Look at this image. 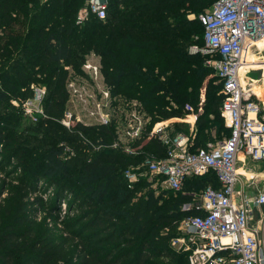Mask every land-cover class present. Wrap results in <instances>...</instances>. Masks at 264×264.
I'll use <instances>...</instances> for the list:
<instances>
[{
	"label": "trees",
	"instance_id": "trees-1",
	"mask_svg": "<svg viewBox=\"0 0 264 264\" xmlns=\"http://www.w3.org/2000/svg\"><path fill=\"white\" fill-rule=\"evenodd\" d=\"M214 1L109 0L105 19L89 14L78 23L85 0H0V106L32 96L37 82L46 88L43 112L54 121L66 97L61 64L79 70L93 52L106 61L117 105L135 100L149 118L132 148L164 158L158 136H149L153 124L195 116L188 150L207 149L213 130L218 139L229 136L221 83L214 76L219 88L212 86L206 57L189 48L202 44L197 16ZM22 119L19 108L0 109V264H188L187 253L170 243L195 214L183 205L207 186L219 187L212 171L187 178L178 192L156 191L143 176L128 187L124 172L143 173L146 157L114 147L110 126L78 123L67 132L52 120ZM41 190L52 193L49 201L31 198ZM42 209L48 222L36 220ZM60 216L63 233L48 228Z\"/></svg>",
	"mask_w": 264,
	"mask_h": 264
},
{
	"label": "built area",
	"instance_id": "built-area-1",
	"mask_svg": "<svg viewBox=\"0 0 264 264\" xmlns=\"http://www.w3.org/2000/svg\"><path fill=\"white\" fill-rule=\"evenodd\" d=\"M108 2L85 0L84 12L77 15V22L84 21L89 14L105 19ZM197 19L203 27L202 44L191 45L189 54L206 57L205 65L213 70L221 83L223 100L220 116L229 136L214 147L208 145L207 149L195 151H189L188 138L180 136L164 158L145 159L144 172L149 177L160 178L164 188L173 192L180 191L187 178L200 177L209 171L216 176L217 189L207 186L199 194H193V201L182 207L183 211L195 213L187 215L178 225L182 234L176 242L180 241L179 249L181 247L182 252L187 253L188 264H264V215L258 228L249 224L251 206H264V191L249 199L243 192L235 190L238 154L252 162L264 163L262 105L253 90L255 83H264V76L261 73L255 80L246 77L257 67L255 62L246 58L248 51L256 56V52L264 50L256 45L264 38V0H215L210 9L199 14ZM257 58L256 63L264 62V57ZM84 70L92 80L99 77V70L94 65L85 64ZM30 89L36 96L25 100L21 106L26 115L36 120L37 115H44L41 103L45 89L35 85ZM101 94L107 101V92ZM132 102L120 101L117 105V112L120 106L126 107L125 114L117 113V120L123 117L121 122L124 124L120 126L125 127L121 138L131 145L141 138L148 125V117H145L139 103ZM100 105L103 104L97 103L96 107L100 108ZM74 117L67 111L60 125L69 129ZM99 122L106 126L110 119L100 116ZM158 125L149 132V136L157 135L166 145L160 133L161 125ZM124 150L134 154L132 147H124ZM137 169L124 172L128 187H132L141 176Z\"/></svg>",
	"mask_w": 264,
	"mask_h": 264
},
{
	"label": "rangeland",
	"instance_id": "rangeland-1",
	"mask_svg": "<svg viewBox=\"0 0 264 264\" xmlns=\"http://www.w3.org/2000/svg\"><path fill=\"white\" fill-rule=\"evenodd\" d=\"M83 8H84L83 5L81 7H79L77 14H83V12H84ZM208 9H209L208 6L204 7V10H208ZM193 17H194L193 15H189L188 18L190 19ZM258 48L260 50H262V49H264V46H262V44H260ZM255 55L256 56H252L251 52L248 51L247 58H249L251 62H255V65L257 67L253 70L254 72H251V73L247 74V76H246L247 78L254 79V80L257 79V74L259 76V72H258L259 70H260V72H262V75L264 76V62H257L256 63V60H258L257 57L263 59L264 50L259 52V53L256 52ZM105 62L106 61L101 62V59L98 55H96L93 52H90L85 56L84 61L81 64L79 70H75L71 66H66L64 63L61 64L62 70L67 72V76H66V80H65V95H66V97H65V102H64L62 114L59 117L54 118V121L52 119H50L51 117L47 116L44 112H43L44 115H46L47 117H44V115H37L36 120H34L31 116L26 115L23 112V109L21 106L22 102H24L27 99L32 100L36 96V94L34 92L32 93V96H29L26 99H11V101H9L8 104H6V103L2 104L0 106V109L2 108L3 110L6 111L8 108L10 109V105H11L14 108L20 109L21 114L24 118V119H22V121L25 124L28 122L40 123V121H51L52 120L51 122H56L57 125L64 128L67 132H71L75 128L74 126L76 123H80L81 125L85 126L86 128L99 130L98 129L99 127H105V125H103L99 122L100 116H104V117H106L107 120L110 119V123L108 126H110L111 136H109L110 139L107 138V140L110 141L112 139L111 141L113 142V144L117 145V143H118L119 147H122L123 152H125L124 147L128 148V147H131L132 145L128 141H126L125 139L121 138L122 137L121 131H123L125 126H123V127L120 126L121 124H124V122H121V121H123V117L121 118V120L118 121L117 120V113L118 114H125L126 107L120 106L119 112H117V102H118L117 101L118 100L117 99V93H115L113 90L114 86L110 85V82L108 80H106V78H105V74L107 73L106 68H105L106 67ZM85 64H90V65H94L97 67V69L99 70V77L97 79L92 80L88 77V75L86 74V71L84 70ZM209 74H210L209 78L213 79L215 76L214 72L212 71ZM214 79H213L212 86L214 88L218 89L219 88L218 82L215 81ZM205 83H206V80L204 81V83L200 89L201 95L204 94ZM31 85H35L37 87H40L43 90L46 89L44 84L40 85L37 82L32 83ZM44 92L45 93H44L43 97H45V94H46V91H44ZM102 92H107V94H108V96H107L108 100L107 101L102 96V94H101ZM20 97L21 96H19V98ZM132 101H135V100H131L130 101L131 104L133 103ZM97 103H100L103 105H100V108H97L96 107ZM42 110H43V108H42ZM67 111H69L72 115L75 116L73 118L74 122H71V127L69 129L60 125V122H62L63 119H65L64 114ZM34 115H36V114H34ZM119 119H120V116H119ZM170 120L171 121H168V122H164V120H160V121L154 123L151 130H150L153 132V129L156 127L157 124H159L158 126L161 125L160 128H162V130L160 131V133H161V136L166 140V145L162 144L163 148L165 149L164 150L165 153L172 146V144L174 143V141L178 137L183 136V137H186L189 139L191 134L193 133V131L195 129V121L187 120V119H185V117L180 118L178 120H175V118H172ZM148 121H149V118H148ZM183 122H194V124L192 125V123H189L190 124V127H189V124L183 123ZM212 138H213V141L209 142L208 145L214 147L219 142L223 141V139H225L226 136H222V139H218V136L215 135V131L213 130L212 131ZM132 150H134V153L141 152L146 157V159H148L150 161L155 160V159H160V158H156L146 148H143V145H139L134 149L132 148ZM2 156H4V155H0V157H2ZM7 165H11V166L13 165L14 166L15 162L14 163L11 162L9 164L7 163ZM22 169L23 168H21V170H18L17 173L14 175V177L18 178V177L22 176V174H23ZM141 176L145 177V179L151 183L152 188L155 189L156 191L166 189L162 185L160 178L149 177V175L146 174L144 171H143V173H141ZM0 177H1V175H0ZM43 184H44L43 182L38 184V188H41V186ZM73 188H74V186H73ZM45 192H46V190H44L43 192H42V190H41V192L38 191L35 193V195H32L31 198L37 197V198H43L44 202L49 201L52 193H50L48 191L46 193ZM64 209H65V202L61 206L62 212ZM42 210H38L35 213V216L37 217L36 220H37V222H40L41 220H46L48 222L49 220L46 218L45 210L44 209H42ZM258 214H260V211H254L255 216H257ZM61 216L56 221H53L54 223L49 222L48 228H51L54 231H59L60 233H63L62 224L60 225V222L63 220ZM254 220H256V219H254ZM263 226H264V224H263ZM181 234L182 233L179 232L178 236L173 238L171 240V243H170L171 247L178 252L182 251L181 247L179 249L180 241L176 242L177 239H180Z\"/></svg>",
	"mask_w": 264,
	"mask_h": 264
},
{
	"label": "crops",
	"instance_id": "crops-1",
	"mask_svg": "<svg viewBox=\"0 0 264 264\" xmlns=\"http://www.w3.org/2000/svg\"><path fill=\"white\" fill-rule=\"evenodd\" d=\"M258 72H259V76L257 74V78H259L260 74L262 73L260 72V70ZM253 86L255 89V93L258 96V100L262 105L260 116L262 117V119H264V83L262 84L255 83ZM185 119L187 120L192 119V121H195L196 117L195 116L186 117ZM183 123H187V124L192 123V125L194 124V122H183ZM236 170L238 173V180L235 184L236 191L243 192L246 198L249 199H252L257 194V192L264 191V163L252 162L248 157L244 156L243 154H238L236 158ZM250 209L251 212H250L249 224L251 227L258 228L261 225L260 219L264 215V206L261 207L251 206ZM254 211H260L261 215L258 214L257 216H255Z\"/></svg>",
	"mask_w": 264,
	"mask_h": 264
},
{
	"label": "bare ground",
	"instance_id": "bare-ground-1",
	"mask_svg": "<svg viewBox=\"0 0 264 264\" xmlns=\"http://www.w3.org/2000/svg\"><path fill=\"white\" fill-rule=\"evenodd\" d=\"M260 44H262V46H264V38L261 40V41H259V42H257L256 43V45L259 47V45ZM254 90V92H255V89H253ZM257 92V91H256Z\"/></svg>",
	"mask_w": 264,
	"mask_h": 264
}]
</instances>
